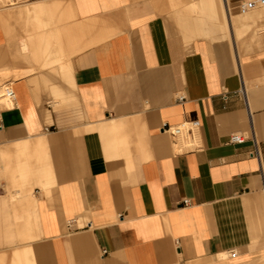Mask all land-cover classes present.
<instances>
[{
    "label": "crops",
    "instance_id": "crops-1",
    "mask_svg": "<svg viewBox=\"0 0 264 264\" xmlns=\"http://www.w3.org/2000/svg\"><path fill=\"white\" fill-rule=\"evenodd\" d=\"M244 1L0 0V264H264V6Z\"/></svg>",
    "mask_w": 264,
    "mask_h": 264
},
{
    "label": "built area",
    "instance_id": "built-area-1",
    "mask_svg": "<svg viewBox=\"0 0 264 264\" xmlns=\"http://www.w3.org/2000/svg\"><path fill=\"white\" fill-rule=\"evenodd\" d=\"M264 6V0H246L239 4V11L241 13L249 11L251 9H254L255 7H261ZM0 99L4 100L5 103H12L14 99V93L10 86H7L4 88L3 93L0 95ZM198 122L197 121H190V122H183L176 126H168L167 124H163L161 127V130L165 133H169L173 136H182L191 133L193 130L198 128ZM230 142L233 143H241L244 140V137L240 133H234L230 136ZM251 155H254L258 157V152L256 147L254 148ZM184 205L189 203L188 199H184L182 201ZM106 251L103 250L102 254H104Z\"/></svg>",
    "mask_w": 264,
    "mask_h": 264
},
{
    "label": "rangeland",
    "instance_id": "rangeland-1",
    "mask_svg": "<svg viewBox=\"0 0 264 264\" xmlns=\"http://www.w3.org/2000/svg\"><path fill=\"white\" fill-rule=\"evenodd\" d=\"M197 16H200V15H195V17H197ZM188 19L187 18H185V17H178L177 18V20H176V22H178V23H184V22H186ZM201 36V35H200ZM3 91H4V88L0 91V95L3 93ZM3 102V103H2ZM0 103H1V105H7V103H5L4 102V100H1L0 101Z\"/></svg>",
    "mask_w": 264,
    "mask_h": 264
},
{
    "label": "bare ground",
    "instance_id": "bare-ground-1",
    "mask_svg": "<svg viewBox=\"0 0 264 264\" xmlns=\"http://www.w3.org/2000/svg\"><path fill=\"white\" fill-rule=\"evenodd\" d=\"M2 1H3V0H2ZM201 1H202V0H201ZM38 21H39V19H38ZM244 25H245V24H244ZM244 25H243V26H244ZM243 34H245V32H244ZM52 60H53V59H52ZM48 63H49V62H48ZM50 63H51V62H50ZM50 63H49V64H50ZM57 64H58V63H57ZM53 65H54V64H53ZM46 66H47V65H46ZM46 66H45V67H46ZM62 66H63V64H62ZM64 67H65V66H64ZM46 68H49V66H47ZM62 68H63V67H62ZM62 68H61V70H62ZM44 69H45V68H44ZM64 69H65V68H64ZM48 70H49V69H48ZM66 72H67V71H66ZM60 73H61V72H60ZM62 73H63V72H62ZM60 75H61V74H60ZM50 78H51V77H50ZM9 83H10V81H9ZM0 90H1V89H0ZM2 103H3V102H2ZM0 104H1V103H0ZM6 106H7V105H6ZM9 107H10V106H9ZM11 108H12V107H11ZM125 136H126V135H125ZM125 145H126V144H125ZM258 263H259V262H258ZM259 264H260V263H259Z\"/></svg>",
    "mask_w": 264,
    "mask_h": 264
}]
</instances>
